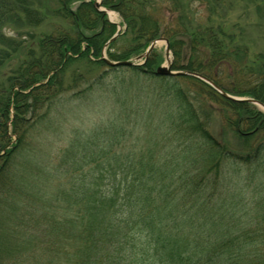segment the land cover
Wrapping results in <instances>:
<instances>
[{
    "label": "trees",
    "instance_id": "trees-1",
    "mask_svg": "<svg viewBox=\"0 0 264 264\" xmlns=\"http://www.w3.org/2000/svg\"><path fill=\"white\" fill-rule=\"evenodd\" d=\"M166 1L177 13L171 33L157 17ZM194 1L209 7L206 21L192 0H103L126 26L107 45L116 25L94 0H60L54 12L41 7L44 0H0V28L9 17L18 28L69 20L67 30L53 25L25 44L0 29L11 45V52L0 50V74L11 59L10 86L0 90V142L43 93L51 99L62 92V74L79 59L122 71L111 93L127 105L108 124L77 132L54 161L45 151L44 163L35 154L33 162L24 134L3 154L1 142L0 264H264V112L197 77L156 75L163 60L156 48L139 65L101 58L106 49L110 60H129L166 37L175 69L201 72L234 96L264 103V50L252 54L249 42L219 20L222 0ZM257 8L264 10V0ZM126 35L127 45L113 51ZM104 80L100 75L93 85ZM151 81L166 87L155 90Z\"/></svg>",
    "mask_w": 264,
    "mask_h": 264
},
{
    "label": "rangeland",
    "instance_id": "rangeland-1",
    "mask_svg": "<svg viewBox=\"0 0 264 264\" xmlns=\"http://www.w3.org/2000/svg\"><path fill=\"white\" fill-rule=\"evenodd\" d=\"M46 5L52 9L54 12L57 8L61 7L60 0H44ZM223 9L220 11L219 18L220 21H225L224 25L228 29L236 31L239 38H245L246 41L250 44V52L252 54H257V52L264 50V10L259 13L258 8L256 9L257 3H262V0H222ZM80 2L74 3L73 7L76 8ZM204 3L200 1L192 0L190 8L196 9L198 11L197 18L200 21H206L208 14V6L203 5ZM170 1L164 2L161 5L159 10L158 19L164 26V29L167 28L171 33L172 30H175L174 22L177 18V13L172 12ZM114 11V19L109 18L110 15H107V19L116 25V32L119 27H121V32H124L126 29L124 20L120 13ZM218 16V15H217ZM8 22L0 28L3 32V36L10 38L11 37L17 42L29 43L32 42L30 34H35L36 38L38 35H46L45 32L53 31V25L55 30L60 29V31L67 30V22L69 20L61 19L60 17L55 16L52 26L50 23L41 25L40 27H20L18 28L13 23H11V17H9ZM217 21L218 18L216 17ZM50 22V21H49ZM257 24H262L258 25ZM166 26V27H165ZM246 26L249 28L248 31L242 35L240 28ZM71 29V26H70ZM91 32V31H88ZM59 33V32H58ZM74 35V33L72 34ZM243 36V37H241ZM130 38V35H126L121 39H118L116 42L115 49L113 51H121L126 45L127 39ZM237 38V39H239ZM36 39H34L35 41ZM10 44V43H9ZM5 43V39L1 37L0 33V50H5L11 52V45ZM159 54L163 56L161 64H166V43L165 41H159L156 47ZM105 50V54H106ZM107 55V54H106ZM187 57L183 59L182 64H186L189 60V53ZM171 57L173 58V53L171 52ZM94 58V57H92ZM134 58V57H133ZM22 59V58H21ZM3 60V58L1 59ZM141 62L142 60H137ZM4 64L1 67L0 74V90L10 86L9 78L11 77V59L5 57ZM174 62V61H173ZM19 63V62H18ZM15 62V65L18 64ZM175 65V62H174ZM16 67H13L15 69ZM12 69V70H13ZM185 70V69H184ZM105 76L103 84H95L97 77L100 75ZM121 75L122 71H119L116 74H113L109 67L98 66L96 64H88L86 60L79 59L73 61V63L68 66L62 74V92L57 95L53 94V98L47 97V93H43L39 99V106L29 107L30 111L26 112L24 119L17 121L16 125L9 123L8 125V136L2 138L3 143H6V147L3 148L5 151L12 149L18 142V136L24 134V143L23 150L24 153L31 154V160L34 161V154L36 161L39 163L45 162L44 156L42 153L45 151L53 155L52 160L54 161L59 151L67 147L75 136L77 132H88L96 126L108 124L116 115H119L122 110H125L127 105L123 107L114 101L112 91V84L115 81V75ZM80 79L75 82L74 79ZM150 87L153 86L155 90L165 89V84H160L155 81H151ZM184 88L192 91L197 89L194 85L189 84L188 82H183ZM58 88V87H57ZM29 91V90H28ZM2 92L0 91V99ZM7 95V94H6ZM1 101V100H0ZM53 101V102H52ZM50 102L53 103V107L50 106ZM141 106L148 108L150 104L146 100L141 101ZM214 107L217 106L216 103H213ZM171 104H164V107L168 110ZM257 105V104H256ZM259 108L264 112V109L260 106ZM152 107L155 108V105L152 104ZM129 111V109L127 108ZM14 108L11 107V122L14 119L13 114ZM127 111V112H128ZM223 115V112H219ZM48 114V115H47ZM45 115H47L45 117ZM157 118L162 116L161 110H156ZM219 120V117H218ZM215 123V121L213 122ZM217 123L215 124V126ZM213 126L211 127V130ZM0 142V144H1ZM237 149L234 146L231 147ZM239 149V148H238ZM43 153V154H44ZM24 160V158H23ZM16 162L21 161V156H18L15 160ZM14 162V164L16 163ZM31 162V163H33ZM1 163V160H0ZM11 168L8 171V181L11 180L10 174ZM29 176V175H28ZM4 186V183H0ZM0 185V186H1ZM264 190V189H263ZM5 188H0V198L1 200L5 194Z\"/></svg>",
    "mask_w": 264,
    "mask_h": 264
},
{
    "label": "water",
    "instance_id": "water-1",
    "mask_svg": "<svg viewBox=\"0 0 264 264\" xmlns=\"http://www.w3.org/2000/svg\"><path fill=\"white\" fill-rule=\"evenodd\" d=\"M94 6L98 11L103 12L105 15H108V16H109V11H112L110 8L103 7V0H94ZM110 21H111V19H110ZM120 29L121 28L119 27L118 32L107 42V45L118 37V35L120 34V32H119ZM159 41H165V43H166V64L163 63L156 68L155 72L157 75H160V76L191 75V76H194V77H197V78L204 80L205 82H207L208 84L213 86L222 95H224L230 99L246 100V101L258 104L264 109V103L260 102L259 100L254 99V98H250V97L244 98V97L233 96V95L229 94L228 92H226L225 90H223V88L221 86H219L211 78L207 77L206 75H204L202 73H199L196 71H190V70H178V71L173 70V58L171 57V49H170V45H169V40L165 37H160V38L154 39L151 42V44L149 45V47L147 48V50L143 54H140L139 56H137L135 58V60L129 59V60L113 61V60L108 59L105 54H103L102 59L106 60V62L109 65H113V66L137 65V63L135 61L141 60V59L146 61L147 58L149 57L150 53L157 46Z\"/></svg>",
    "mask_w": 264,
    "mask_h": 264
},
{
    "label": "bare ground",
    "instance_id": "bare-ground-1",
    "mask_svg": "<svg viewBox=\"0 0 264 264\" xmlns=\"http://www.w3.org/2000/svg\"><path fill=\"white\" fill-rule=\"evenodd\" d=\"M109 15H110V18H111V19H114V18H115V16H114V11H109Z\"/></svg>",
    "mask_w": 264,
    "mask_h": 264
}]
</instances>
